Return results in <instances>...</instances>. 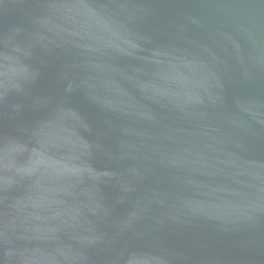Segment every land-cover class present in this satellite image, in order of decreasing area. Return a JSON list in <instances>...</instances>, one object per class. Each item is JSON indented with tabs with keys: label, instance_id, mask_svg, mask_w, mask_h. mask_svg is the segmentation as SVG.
Masks as SVG:
<instances>
[{
	"label": "water",
	"instance_id": "1",
	"mask_svg": "<svg viewBox=\"0 0 264 264\" xmlns=\"http://www.w3.org/2000/svg\"><path fill=\"white\" fill-rule=\"evenodd\" d=\"M0 264H264V0H0Z\"/></svg>",
	"mask_w": 264,
	"mask_h": 264
}]
</instances>
